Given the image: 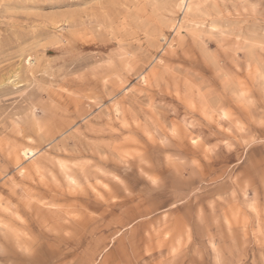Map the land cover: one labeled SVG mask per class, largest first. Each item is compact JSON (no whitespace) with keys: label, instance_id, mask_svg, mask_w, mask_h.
<instances>
[{"label":"rangeland","instance_id":"1","mask_svg":"<svg viewBox=\"0 0 264 264\" xmlns=\"http://www.w3.org/2000/svg\"><path fill=\"white\" fill-rule=\"evenodd\" d=\"M183 1L0 0V264H264V0Z\"/></svg>","mask_w":264,"mask_h":264},{"label":"bare ground","instance_id":"2","mask_svg":"<svg viewBox=\"0 0 264 264\" xmlns=\"http://www.w3.org/2000/svg\"><path fill=\"white\" fill-rule=\"evenodd\" d=\"M183 1V0H182ZM190 1V0H189ZM184 2V1H183ZM186 2V1H185ZM187 2H188V0H187ZM182 5H184L183 3H182ZM181 5V6H182ZM30 150V149H29ZM29 150H27V151H29ZM31 152H33V151H31ZM25 153V152H24ZM29 153H30V151H29ZM26 154H28V153H26Z\"/></svg>","mask_w":264,"mask_h":264}]
</instances>
